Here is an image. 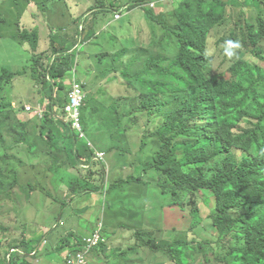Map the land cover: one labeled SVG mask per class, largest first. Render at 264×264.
I'll return each instance as SVG.
<instances>
[{
  "label": "trees",
  "instance_id": "obj_1",
  "mask_svg": "<svg viewBox=\"0 0 264 264\" xmlns=\"http://www.w3.org/2000/svg\"><path fill=\"white\" fill-rule=\"evenodd\" d=\"M52 1L44 0L41 4L45 13L48 10L44 6ZM117 1L119 3L105 6L103 0L101 7L90 11L104 10L103 14L118 12L121 10V0ZM152 1L154 0H128V5L131 9H137ZM239 2L243 3L242 0H184L177 6L178 25L170 36L176 43L177 53L171 59L158 55L154 60L140 63L144 72L138 77L151 74L159 80L143 83L154 96V100L149 105H144L143 110L151 109L153 112V109H157L158 113L165 115L166 121L158 135L169 153L166 155L161 152V158H156L155 161L157 169L168 181V188L175 193H202L207 201L214 204L212 218L218 235L215 252L219 261L224 264H228L229 260H232V264H264V76L257 64L243 61L250 49H253L251 55L264 59L261 56L264 51L259 48L260 40L264 39V19L257 17L256 28L245 22L246 10L237 16L230 13V8L240 5ZM254 2L264 9V0ZM146 14L154 17L149 11ZM228 18H236L230 35L222 37L219 33L215 34L216 30L225 27ZM41 33L37 28L23 29L14 38L18 44L30 46L32 63L19 72L7 66L0 69V96L14 80L30 72L33 82L39 90L41 87L40 92L44 94V120L35 118L41 125L39 130L40 136L45 140H42L43 144L49 147L48 153L55 157V161L59 153L65 152L69 158L67 167L80 169L84 160L93 157L94 151L87 143L80 141L71 125L67 127L58 120L55 112L56 107L63 110L68 103L61 96L56 98V92L66 90L64 81L76 66V56L70 53L78 43L69 45L60 35L54 37L52 33L48 37L52 52L40 53ZM58 34H65L64 30H59ZM213 35L218 40V47L231 40L238 41L245 49L244 54L237 51L231 58L230 81L210 75L209 62L213 61L215 54V51L211 53L209 50ZM88 40H92V36ZM61 42H64L63 45ZM206 50L211 53L210 56H205ZM226 59H229L227 54ZM158 96L174 97L175 101H171V104L176 107L165 112V105L155 103ZM94 103L95 101L89 100L86 108ZM8 108L10 107L6 105L0 106L1 145H5L2 136L3 129L7 127L6 122L17 121L15 113H5ZM85 109L83 124L87 121ZM127 117L117 115L115 126L122 124ZM22 128L26 133V126ZM7 130L11 132L9 128ZM25 133H22L23 138L27 136ZM119 137H123V132ZM181 138L184 139L181 141ZM16 142L19 144L20 140ZM17 143L13 147L19 146ZM34 146L26 147V154L42 155L43 152H38L39 148ZM89 172L90 175L79 176L71 181L69 189L73 199L81 194L80 183L87 181L86 186L89 184L93 171ZM104 175L103 172V182ZM1 187L0 181V197ZM88 191L90 188L86 187L85 193ZM191 205V215L196 220L199 209L195 203ZM136 236L139 243L130 248V251L135 252L146 243L155 252L164 251L173 264H191L188 255L190 244L186 240L170 242L167 247H163L151 234L138 230ZM28 246L24 241L21 246L11 249L24 250L28 256L32 253L27 252ZM10 250L2 264H9L7 257ZM101 251L104 255L107 254L108 244L103 245ZM32 260L33 258H16L12 264H32Z\"/></svg>",
  "mask_w": 264,
  "mask_h": 264
},
{
  "label": "rangeland",
  "instance_id": "obj_2",
  "mask_svg": "<svg viewBox=\"0 0 264 264\" xmlns=\"http://www.w3.org/2000/svg\"><path fill=\"white\" fill-rule=\"evenodd\" d=\"M43 1L0 0V69L10 66L19 72L31 65L32 53L30 46L18 44L14 40L21 30L35 28L42 30L41 53L48 46V37L52 35L54 29L69 25L72 18L83 13L88 14L91 9L99 8L103 3V0H53L44 6L45 10H48L45 13L41 6ZM97 1H100V3H97ZM114 2L118 1L104 0L103 5L106 6ZM251 3L252 0H249L248 5L250 4V7L244 8L245 3L239 2L240 5H234L230 9V13L237 16L247 10L246 15H244L245 22L255 25L257 28V17L264 19V9L254 3L251 5ZM170 8L174 17L172 10L177 6H170ZM108 16H111V13H108ZM48 18L56 19L57 22L49 25ZM235 19L230 20L228 18L225 27L216 30L215 34L219 33L223 35L222 37L229 36L236 23ZM51 27L54 29H49ZM71 28L75 29V26L72 25ZM56 31L59 32V30ZM212 38L213 41L210 43L209 50L211 53L215 51V54L213 61L210 60L209 62L210 75L230 81L232 77L229 67L233 59H226L228 44L222 43L218 47L216 45L217 38L214 35ZM259 48L264 51V39L260 40ZM252 50L250 49L245 54L243 61L252 65L257 64L264 76V59L261 60L251 55ZM237 51H239L238 53H245L242 46L236 50V54ZM176 53V43L172 40L167 57L171 59ZM145 56L156 58L154 53H145L140 58L141 61ZM261 56L264 57V55ZM106 67L107 72L112 75L111 79H116L117 72L114 70L117 69L114 67V63L109 60L106 62ZM130 67L126 78L127 84L133 92L129 99H119L111 91L113 94L109 100L99 101V104H103V106L102 109L98 107L95 113H101V116L91 114L94 105L89 106V109L86 108L85 112L87 121L83 126L86 137L94 145V149L121 150L122 145L129 141L133 150L128 152L136 157L135 159L131 158L132 164L139 166L134 172L125 168L119 162V160L123 161L124 155L121 159L118 158L117 166L115 165L118 174L117 179H124L125 181L122 184L134 191V193L129 190L124 191L121 200L115 206L112 205L115 211L114 215L118 217L115 224L122 223L133 230L123 229L119 233L116 229L106 228L108 253L104 255V259L95 256V259L99 260H92L91 264H173L164 251L155 252L147 247L146 243L143 244L144 247H138L137 251H130V248L139 243L137 236L133 233H136L137 229H141L142 232L157 238L163 247H167L170 242L186 240L190 244L188 255L191 264H224L218 260V254L215 252V242L218 235L213 226L214 204L209 200L207 201L202 193L199 195H194L189 191L175 193L172 191L173 189L168 188V181L164 178L163 173L157 169L155 160L161 158L160 153L166 155L169 153V150L164 148V144L160 141L158 135L166 120L165 115L158 113L157 109H153V112L150 111L151 109L149 111L143 110L144 105L154 100L153 93L149 92L143 83L159 80L151 74L150 76L138 77L140 73L144 72L142 64L138 66L133 64ZM28 73L14 80L12 85L0 96V106L10 107L5 109V113H15L14 117L17 118V121L6 122L7 127L3 129L2 136L5 145L0 144V181L2 182L0 197V264L5 260L8 251L13 247L21 246L27 236L34 238L35 243L40 240L39 236H41L43 230L42 227L40 228L41 225L46 227L47 230L55 225L54 228L59 230V233L66 232L65 230L69 228L72 229L69 234L74 235L77 231V234L81 235L84 231L92 233L98 222L105 220V215L107 222H110L111 211H109L110 205L107 204L111 202L112 197L109 196V199H106L107 195L105 193L114 184V173L109 174V179L104 175V189L108 191L96 193L97 188L101 187L102 174L104 171L106 174L108 167L105 166L106 169H104L103 166H100V174L96 177L98 182L91 185L87 184V186V181L80 183L82 186L80 189L81 194L73 199L69 192L71 191L69 189L71 181L76 179H73V177H85L86 174L81 172L80 169L73 170L72 167H67L66 157L61 153H59L56 161H46L33 153L26 154V147L31 145H35L34 147L39 148V150L49 149L42 142L44 139L40 136V123L32 118L33 116L24 113L26 107L33 110L39 105L42 106L44 98V94L40 92L41 87L40 90L36 88L37 85L33 82L31 73ZM71 78H73L72 74ZM67 83H70L69 88L58 92V98L61 96L62 99H66L72 80L70 79V82ZM107 90L109 89H105L106 92ZM157 99L155 103L166 106L165 112L176 107V105L171 104V101H175L174 97L158 96ZM118 110L128 113L127 115L123 113L121 115L128 116L123 121L126 127L123 126V123L115 126L116 116L119 115ZM90 114L92 115L91 122L93 124L90 123ZM57 115L63 117L62 109L59 108ZM253 123L256 122L253 121ZM90 125H92V129ZM23 126H26V133L22 128ZM122 132L123 137H119ZM22 133L27 135L26 138L22 137ZM183 139L181 138V141ZM17 140H20L19 144L16 142ZM14 143L19 146L13 147ZM11 156L12 158H10ZM23 158H25V161ZM39 159L43 161L42 164L37 162ZM110 159H113L112 156ZM140 162L144 170L143 168L140 169ZM130 173L133 176L128 178L127 175ZM132 178L142 179L143 182H136ZM126 181L128 182L126 183ZM86 187L90 188L88 194H85ZM66 190L68 194H66ZM135 194L140 198L136 203L133 202ZM67 203L71 210L64 211L65 220L62 219L64 223L60 225L57 222L58 217H60L61 209L65 208L64 204ZM193 203L199 209L196 220L191 215V209L193 208L191 204ZM133 212L137 213L135 220L130 219ZM55 235L56 231H53L47 237L52 241ZM57 239H60V237ZM56 242L59 244L58 240ZM54 248L55 245L50 243L48 251H53ZM55 259L59 260L58 263H55ZM36 264H62V259L58 253L53 252L48 257L36 262ZM228 264H232V260H229Z\"/></svg>",
  "mask_w": 264,
  "mask_h": 264
},
{
  "label": "crops",
  "instance_id": "obj_3",
  "mask_svg": "<svg viewBox=\"0 0 264 264\" xmlns=\"http://www.w3.org/2000/svg\"><path fill=\"white\" fill-rule=\"evenodd\" d=\"M102 12L103 11H101L100 13L95 12L94 15L92 16L91 15L85 16V14H82L79 17L76 16L75 18H72V20L69 22L70 23L69 25L63 26L67 28V29L65 28L64 30L65 34L63 35L59 34L61 38L65 40V42L69 43V45L78 43L77 45L78 52L75 51V54H74L76 56L77 78L83 84L84 89L86 93L88 94V98L90 100L94 99L95 101H98V104L94 105V109L91 114L99 115V116H101V113L100 114L98 112L95 113L98 107L102 109L103 104L100 105L99 101L109 100L113 93H115L119 99H129V97L132 95V92H133L132 89L128 86L127 78H126L127 71L131 68L130 66L133 64H135V66H138L140 64L139 63L141 60L140 58H142L143 54L145 53L150 54V53H155V51L166 52L169 45L167 41L163 39L165 35L164 27L167 26L169 28H173L176 26V21L175 19H173L171 11L167 10L166 7L159 8L157 12V16H155L154 19L143 12L136 11L132 13L130 16L122 19L119 22H114V18H113L114 14L111 16H108V14H103ZM82 18H84L86 21L85 26L87 29L85 31L84 37L82 36L81 38H79L78 32H77V25L81 22ZM76 20L79 22L77 25H75V29L70 28L72 26L71 24H73L74 21ZM55 22H57L56 19L48 18L49 25ZM60 28L61 27L57 29H60ZM49 29H54V28L51 27ZM53 36L57 37L58 35H56V32H54ZM90 36H92V40H88ZM81 41H82V44L79 45ZM42 42H43V33H42L41 43ZM63 43L64 42H61L60 44L63 45ZM49 45H50V42L48 41V46L44 49L43 52L51 51V49L49 48ZM156 45H159L161 48L157 49ZM72 53H74V51ZM141 53L142 55H140ZM148 57H150V55H148ZM109 60H111L114 63V67L117 69V70H114L117 73L115 75L116 79H113V80L111 79L112 75L110 74V72H107L106 62ZM65 85H66L65 88H69L70 86L69 83H65ZM107 88L109 90H107L106 92L105 89ZM122 113L124 115L128 114L127 112L118 110L119 115H122ZM91 114H90V123H92ZM123 126L126 127L125 123H123ZM90 128L91 129L93 128L92 125H90ZM97 150L101 152H105L106 154V160H105V163L103 164L104 167L105 166L108 167L106 178L109 179V174L111 175L114 173L113 174L114 184L112 185L109 191L106 189L108 192L105 194L107 195L106 199H109V196L112 197L111 202L107 204V205H110V208H109V211H111L110 222H107L106 215H105V220L103 219V221L104 223H106L107 228H110L111 230L116 229V231L119 233L123 231V229L132 231L133 230L132 228L127 227L122 223L115 224V221L117 220L118 217L114 215L115 211L112 208L113 206H115L116 203H118L121 200L122 193L124 191L129 190L134 193L133 189H128L126 185L122 184L125 181L124 179H117L118 174H117V169L115 167V165L117 166L118 158L121 159V157H123L124 155L125 157L123 158V161L119 160V162L123 166H125V168H127L128 170H133V172L139 168L138 165H133L132 164L133 161H131V158H134V159L136 158L135 155H131L130 154L131 152H128L129 150H133L132 146L129 141H126L122 145L121 150L120 149H116V150L97 149ZM38 152H43V154L40 155L38 153L36 154V156H40V158H43L46 161H55V157L52 154L48 153L50 152L49 150L47 149L39 150L38 149ZM61 154L65 156L66 160L68 161L69 158L67 157L65 152L63 153L61 152ZM111 156L113 158L112 160L110 159ZM24 159L25 158H23V160ZM37 162L41 164L43 163V161H41L40 159ZM141 168H143V166L140 162V169ZM93 173H94L93 177L89 181L90 185L95 182H98L96 181L97 180L96 177H98L99 174L95 172V170ZM132 173L127 175V177L131 178L130 176H133L131 175ZM74 178H78V177H73V179ZM132 179L135 181V178H132ZM128 181H126V183ZM103 188L104 187H102V189ZM101 192L103 193L104 190H101V188H97L96 193H101ZM88 193H90V191ZM66 194H68L67 190H66ZM136 195L137 194H135V199L133 201L135 203L140 199ZM69 204L67 203V206L65 205L64 206L65 208L61 209V213L59 214L60 217H58V221L62 219L65 220L64 211L66 210L67 212L71 210L68 207ZM106 214H107V211H106ZM136 216H137V213L133 212V215L130 217V219L135 220ZM142 222L144 223L143 219H142ZM41 227L43 228V230L41 232V236H39L40 240H38L35 243V239L32 237L29 238V236H27V238L25 239V242L29 244V246L27 247V252H32L39 244L43 242L44 239L48 242L47 247L41 253L43 257L40 258V260L48 257L51 253L54 252V251H48V246L50 243H53L56 247L57 245L56 240L60 242L62 239H64L65 233L71 232L72 230V229L67 228V230H65L66 232H62V233H59L60 231H56V235L54 239L50 241L47 235L55 231V230L51 231V228L53 227V225L50 227L49 230H47L46 227H43V225H41L40 228ZM138 230H141V229H137L136 233L133 232L134 235L137 234ZM75 234L78 236L84 237V236H88L90 232L84 231L80 235L79 233L77 234V231H76ZM58 237H60V239H57ZM58 261L59 260L55 259V263H58Z\"/></svg>",
  "mask_w": 264,
  "mask_h": 264
},
{
  "label": "clouds",
  "instance_id": "obj_4",
  "mask_svg": "<svg viewBox=\"0 0 264 264\" xmlns=\"http://www.w3.org/2000/svg\"><path fill=\"white\" fill-rule=\"evenodd\" d=\"M184 0H168V1H164V0H154V1H152V2H150V3H147V4H144L143 6H140V7H138L137 9H131V6L130 5H128V0H121V7H120V11H118V12H116V13H111V15H113L114 14V16H113V18H114V22H119V21H121L122 19H124V18H126V17H128V16H130L132 13H134V12H136V11H140V12H143V13H145L146 14V11H149V12H151L153 15H154V17L153 18H155V16H157V12H158V9L159 8H163V7H166L167 8V10H171V8H170V6L171 7H174V6H179L182 2H183ZM202 1H204V2H206V1H214V0H202ZM243 1V3H245L246 4V6H243L244 8H247V7H250L249 5H248V1L249 0H242ZM123 3H124V5H123ZM252 3H254L255 4V2L252 0ZM252 3H251V5H252ZM232 4H233V2H232ZM101 7V6H100ZM232 8V7H231ZM230 8V9H231ZM176 10H178V8H173V13H174V17H173V19H175V21H176V26L175 27H173V28H169V27H164V30H165V35H164V38L163 39H165L166 41H167V43H168V45H169V47H170V44L172 43V38L170 37L171 36V31L172 30H175L176 28H177V25H178V20H177V11ZM247 11V10H246ZM97 13H99V12H101V11H96ZM104 12V11H103ZM94 11H89V13L88 14H85V13H83V14H85V16L86 15H94ZM79 17V16H78ZM117 17H119L120 19H117ZM77 21V20H76ZM78 22L79 21H77V23L75 24V21H74V23L73 24H71V25H73V26H75V25H77L78 24ZM85 23H86V21H85V19L84 18H82V20H81V22L77 25V32H78V35H79V38H81L82 36L84 37V35H85V31H86V26H85ZM72 27V26H71ZM70 27V28H71ZM65 28L66 27H61L60 29H54V32H56V35H59L58 33H57V31L56 30H65ZM67 29V28H66ZM53 32V33H54ZM64 33H65V31H64ZM55 35V34H54ZM82 44V41H81V43H79V45H81ZM227 44H228V48L226 49V54L229 56V58H232V57H234L235 55H236V50L237 49H239L240 47H241V45H240V43L238 42V41H231V40H229L228 42H227ZM169 47H168V49L166 50V52H158V51H155V53H154V57H157L158 55H164L165 57H166V59L168 58L167 56H168V54H169ZM156 48L157 49H159V48H161L159 45H156ZM74 51V53H72ZM71 53H70V55H72V54H75V51H77L78 52V48L76 47L74 50H73ZM211 55V53L209 52V51H205V56L207 57V56H210ZM154 59H156V58H154ZM153 58H148V57H144L143 58V60L141 61L140 60V62L139 61H137V62H139V63H142V62H148V61H150V60H154ZM76 69H77V64H76V66H75V69L71 72V73H68V75H67V79H66V81H64V85H65V83H67V82H70V79L72 80V84H71V87H70V89H69V91H68V94H67V96H66V100H67V105L65 106V108L62 110L63 111V117L61 118V117H59V115H57V119L58 120H61L63 123H64V125L65 126H67V127H69V125H71V124H68V123H66L65 122V110H66V108H67V106L69 105V95H70V93L72 92V89H73V86H74V84H78V85H80L81 87H82V89H83V91H84V93H85V95H86V99H85V102H84V105H83V108H82V110H81V120H82V124H83V110L86 108V106H87V102H88V100H90L89 98H88V94L86 93V91H85V89H84V86H83V84L79 81V79L77 78V72H76ZM71 74H72V77L73 78H71ZM68 76H70L69 78H68ZM231 77H232V75H231ZM218 79H220V78H218ZM223 79V78H222ZM226 81H228V80H226ZM70 84V83H69ZM36 88L37 89H39L38 88V86H36ZM58 94V91L56 92V95ZM156 95V94H155ZM56 98H57V96H56ZM91 100H93V101H95L94 99H91ZM98 102V101H97ZM97 102H95L94 104H92V105H95V104H98ZM91 105V106H92ZM90 106V107H91ZM28 107H26L25 108V111H24V113H26V114H29L30 116H33L32 118H37V119H40L41 121H43L44 120V117H45V108H46V106H41V105H39L36 109H33L32 111V113H28V112H26V109H27ZM39 109L42 111V116L41 115H39L38 114V112H39ZM89 109V108H88ZM14 110H15V108H14ZM58 110H59V108L58 107H56L55 108V112L57 113L58 112ZM86 110V109H85ZM83 128H84V126H83ZM71 129H72V126H71ZM74 133V132H73ZM84 134H85V139H80V137H79V135H77L76 134V136L80 139V141H82V142H85V143H87L88 144V146H89V148L91 149V150H93L94 151V155H95V152H101V151H99V150H95L94 149V145H92V143L90 142V140L88 139V137H86V133H85V129H84ZM110 150V149H109ZM116 150V149H115ZM102 153H104L105 154V152H102ZM94 155H93V157L90 159V160H84L83 161V163L80 165V170H81V172H83L84 174H86V175H90V172H89V170H92L93 172H94V170H95V172H97L98 174L100 173V171H99V169H101L100 168V166H103V164L105 163V160H106V154H105V157H104V160L103 161H99V162H94L93 161V158H94ZM104 167V166H103ZM104 169H106V167H104ZM74 170V169H73ZM104 173H105V171H104ZM107 173V172H106ZM94 174V173H93ZM85 175V176H86ZM106 175V174H105ZM88 177H90V176H88ZM77 179V178H76ZM135 179H138V178H135ZM139 180H141V182H143V180L142 179H139ZM90 181V180H89ZM101 187H104V182L103 181H101ZM101 187H99V188H101ZM102 190H104V192H107V190L106 189H102ZM89 192V191H88ZM103 192V193H104ZM87 193V192H86ZM85 193V194H86ZM106 194V193H105ZM67 206V204H64V206ZM64 223V221H62V220H59L58 221V224H63ZM99 224H103V226H105V231H104V235H105V238H106V240H107V236H106V228H107V225H106V223H104V221L103 220H101V221H99L98 222V225ZM97 225V226H98ZM55 227V225L53 226V228H52V230H55V231H59V230H56V228H54ZM97 228V227H96ZM51 230V231H52ZM96 230V229H95ZM94 230V231H95ZM94 231L92 232V233H90L88 236H84V237H82V236H78V235H76V234H69L70 232H67L66 234H65V237H64V239H62L60 242H59V244H57L56 245V247L53 249V251L54 252H56V253H58V254H60V256H61V259H62V264H64V261H63V254H64V252L67 250V249H70L71 251H73V252H77L78 250L77 249H79V246L78 245H76L75 244V241H81V239H83V238H86V237H89L90 235H92L93 233H94ZM137 235V234H136ZM107 242H108V240L106 241V243H104L103 245H107ZM47 245H48V242L44 239L43 240V242L41 243V244H39L33 251H32V253H30L28 256H27V254L24 252V250H21V249H18V250H20L21 252H23L25 255H24V257H26V258H33V260H32V264H36V262H39V260H40V258H42L43 256H42V251H44L45 250V248L47 247ZM102 245V246H103ZM101 246V247H102ZM12 250V249H11ZM10 250V251H11ZM57 250H59V252L57 251ZM102 251H101V249L100 250H95V251H93L92 253H91V255H90V258H89V264H91V262H92V260H99V259H95V256H98V257H100V259L101 258H103V257H105L104 256V253H101ZM34 254V255H33ZM18 258V259H20V260H24V259H26V258ZM104 259V258H103Z\"/></svg>",
  "mask_w": 264,
  "mask_h": 264
},
{
  "label": "built area",
  "instance_id": "obj_5",
  "mask_svg": "<svg viewBox=\"0 0 264 264\" xmlns=\"http://www.w3.org/2000/svg\"><path fill=\"white\" fill-rule=\"evenodd\" d=\"M117 19L120 18L117 17ZM85 99L86 95L82 87L78 84H74L72 92L69 95V105L65 110V122L71 124L72 131L79 135L80 139H85L84 128L81 120V110ZM27 112L32 113V108L28 107ZM38 114L42 116V111L40 109ZM104 157V153L95 152L93 161H103ZM104 231L105 226H103V224H99L92 235L81 239V241H75V244L79 246V249H77V252L67 249L63 254L64 264H89L91 253L95 250H100L101 246L107 241ZM24 255L25 254L20 250L12 249L8 254L7 260L9 264H12L16 258H23Z\"/></svg>",
  "mask_w": 264,
  "mask_h": 264
}]
</instances>
